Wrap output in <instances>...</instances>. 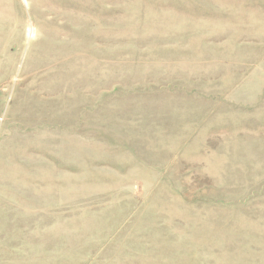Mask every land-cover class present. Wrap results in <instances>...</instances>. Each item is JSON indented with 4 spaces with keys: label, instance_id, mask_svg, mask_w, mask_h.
I'll list each match as a JSON object with an SVG mask.
<instances>
[{
    "label": "rangeland",
    "instance_id": "obj_1",
    "mask_svg": "<svg viewBox=\"0 0 264 264\" xmlns=\"http://www.w3.org/2000/svg\"><path fill=\"white\" fill-rule=\"evenodd\" d=\"M264 264V0H0V264Z\"/></svg>",
    "mask_w": 264,
    "mask_h": 264
},
{
    "label": "crops",
    "instance_id": "obj_2",
    "mask_svg": "<svg viewBox=\"0 0 264 264\" xmlns=\"http://www.w3.org/2000/svg\"><path fill=\"white\" fill-rule=\"evenodd\" d=\"M30 264H31V262H30Z\"/></svg>",
    "mask_w": 264,
    "mask_h": 264
}]
</instances>
